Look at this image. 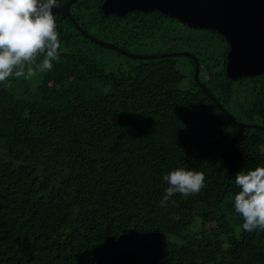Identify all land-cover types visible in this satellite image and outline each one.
I'll list each match as a JSON object with an SVG mask.
<instances>
[{
  "label": "trees",
  "instance_id": "1",
  "mask_svg": "<svg viewBox=\"0 0 264 264\" xmlns=\"http://www.w3.org/2000/svg\"><path fill=\"white\" fill-rule=\"evenodd\" d=\"M104 1L72 5L86 33L128 53L149 33L165 37L160 53L192 52L200 82L251 127L200 88L191 56L131 58L55 15L52 70L0 83V264H264V231L234 211L236 174L264 166V74L229 78L216 31L183 24L178 39V20L105 16ZM188 75L190 89L178 85ZM177 168L205 187L160 207Z\"/></svg>",
  "mask_w": 264,
  "mask_h": 264
},
{
  "label": "clouds",
  "instance_id": "2",
  "mask_svg": "<svg viewBox=\"0 0 264 264\" xmlns=\"http://www.w3.org/2000/svg\"><path fill=\"white\" fill-rule=\"evenodd\" d=\"M56 5L57 0H0V83L52 70L61 49L52 11ZM163 181L169 185L159 202L163 208L175 203L171 198L177 193L195 196L205 187L202 172L184 168L172 170ZM235 184L240 191L234 211L242 217L243 230L264 231V166L238 172Z\"/></svg>",
  "mask_w": 264,
  "mask_h": 264
},
{
  "label": "water",
  "instance_id": "3",
  "mask_svg": "<svg viewBox=\"0 0 264 264\" xmlns=\"http://www.w3.org/2000/svg\"><path fill=\"white\" fill-rule=\"evenodd\" d=\"M78 0H69L53 9L54 15L69 18L81 33L91 41L109 49L117 50L128 57L151 60L177 56H191L195 62V79L206 94L227 117L241 129L251 125L236 122L199 80V61L186 52L162 53L159 55H134L121 48L102 42L86 33L71 14L72 5ZM105 16H126L130 12L159 11L178 20L189 28L209 29L225 37L230 45L227 58V76L231 79L264 74V0H105L102 5ZM262 128L261 126H255ZM264 130V128H262Z\"/></svg>",
  "mask_w": 264,
  "mask_h": 264
},
{
  "label": "flooded vegetation",
  "instance_id": "4",
  "mask_svg": "<svg viewBox=\"0 0 264 264\" xmlns=\"http://www.w3.org/2000/svg\"><path fill=\"white\" fill-rule=\"evenodd\" d=\"M139 12V11H138ZM148 13V12H147ZM144 18V17H143ZM134 20V19H133ZM142 20H145V19H142ZM142 20H141V23L142 24H144V21L142 22ZM135 27V26H134ZM182 29H183V24L181 23V24H179L178 26H176V30L178 31L177 32V34H178V39H181V33H182ZM151 37V34L149 33L148 35H145V34H143V36L140 38V36L138 35L137 37H134V38H136V39H138L137 41H136V44H134V45H136V46H140V45H142L143 47L145 46H154V47H157L160 51L161 50H163L164 48H165V46H166V39H165V37H163L162 35H160L159 34V36L158 37H156V36H154L153 38H150ZM142 39V40H141ZM144 39V40H143ZM226 40V39H225ZM226 42H227V40H226ZM119 47V46H118ZM229 50H230V45H229V43L227 42V47H225V45L223 44V45H221L220 47H219V53H220V55L222 54V57H224V55H225V52H226V55H225V57H226V59H227V61H226V68H225V70H227V63H228V58H227V55H228V52H229ZM180 52H186V53H189V54H192V56H195L192 52H190V51H180ZM196 57V56H195ZM197 58V57H196ZM191 59H192V57H191ZM227 75V74H226ZM243 78H247V77H243ZM243 78H239V79H243ZM193 79V78H192ZM195 79V78H194ZM239 79H234V80H239ZM204 81L205 82H209V81H212V75H211V73H204ZM184 82V81H183ZM199 85V84H198ZM203 85H204V83H203ZM200 86V85H199ZM200 88H202L201 86H200ZM246 99V98H245ZM236 122H237V120L236 119H234ZM238 122H240V121H238ZM234 123V122H233Z\"/></svg>",
  "mask_w": 264,
  "mask_h": 264
},
{
  "label": "rangeland",
  "instance_id": "5",
  "mask_svg": "<svg viewBox=\"0 0 264 264\" xmlns=\"http://www.w3.org/2000/svg\"><path fill=\"white\" fill-rule=\"evenodd\" d=\"M129 50H130L129 53H131V54L142 55V56L143 55H159V54H162V53H160V50L154 46H146V47L144 46L143 47L142 45H140V46L134 45V46L130 47ZM174 64H172V65H174ZM37 76L38 77L40 76L38 70L36 71V74L34 76H32L31 78H28V80L31 81V79L33 80V79L37 78ZM192 77H193L192 75H188V77L186 78V80L184 82L178 81V85H180V86L183 85L184 88L190 89ZM236 132H237L236 129H231V130L225 131L223 134L227 135L228 136L227 139L230 140L236 134Z\"/></svg>",
  "mask_w": 264,
  "mask_h": 264
}]
</instances>
